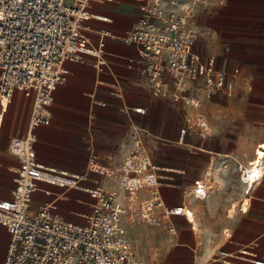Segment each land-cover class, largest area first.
Masks as SVG:
<instances>
[{
  "label": "built area",
  "instance_id": "1",
  "mask_svg": "<svg viewBox=\"0 0 264 264\" xmlns=\"http://www.w3.org/2000/svg\"><path fill=\"white\" fill-rule=\"evenodd\" d=\"M95 1L112 0H0V105L10 104L16 92L33 99L26 135L11 138L7 146L18 168L12 198L0 200V227L9 234L3 264H143L127 236L124 219L143 220L150 226L163 222L160 178L145 144L151 134L138 127L131 133L125 160L109 172L126 194L124 205L118 203L115 194L97 188L90 191L98 200L85 223L67 221L51 206L30 213L39 182L72 188L59 178L75 181L38 163L35 156L36 131L51 122L53 93L66 83L67 61L84 62L92 57L97 59V66L105 65L109 38L135 47L138 57L129 60V66H138L152 95L171 94L175 103L194 108L186 113L181 143L190 131L202 138L209 133L192 85L201 82L207 99L230 92L228 74L216 68L215 58L204 59L193 50L200 37L193 26L194 18L212 0H148V8L134 28L120 36L102 30L94 43L87 34L90 27L86 21L111 22L108 17L90 13ZM209 178L206 175L197 181L192 193L204 194ZM142 190L150 195L148 199H138ZM176 212L167 209L164 216ZM192 217L186 215L196 230ZM167 233L176 235L174 228ZM251 252L239 250L256 258L249 255ZM229 258L231 253L219 250L210 262L227 264ZM190 264L203 263L196 254Z\"/></svg>",
  "mask_w": 264,
  "mask_h": 264
},
{
  "label": "crops",
  "instance_id": "2",
  "mask_svg": "<svg viewBox=\"0 0 264 264\" xmlns=\"http://www.w3.org/2000/svg\"><path fill=\"white\" fill-rule=\"evenodd\" d=\"M147 8L148 0L95 1L91 4L90 13L93 16L108 17L111 22L105 23L96 19L86 21L90 27L87 34L94 43L97 42L102 30L111 31L117 36L123 35L134 28ZM197 28L200 37L193 50L199 52L204 59L215 58L216 68L228 74L230 92L221 93L216 97L230 96L237 85V80L244 81L246 85L249 80L263 78L258 74L264 72V0H212L199 9ZM104 57L106 64L100 67L97 66V59L92 57H86L84 62L67 61L64 65L67 80L63 86L54 90L50 124L41 126L36 131L38 140L35 145V156L38 163L58 173H64L77 182L71 184L72 188L39 182L38 189L32 196L31 204L34 203L30 206V213L34 214L43 207L56 204V213L63 219L73 223H85V217L92 212L93 205L98 200L90 191L97 188L115 195V192L120 190L121 194L116 195L117 201L124 205L126 194L109 172L125 160L131 147V133L138 127L148 130L151 134L145 144L160 178L163 206L159 212L163 222L169 221L167 231L174 228L176 232L175 236L168 234L170 247L173 248L176 241L179 243L178 231L172 219H184L194 240L191 250L194 258L199 254L197 247L199 210L189 208L186 199L195 196V193H192L195 183L202 181L206 175L210 176L206 183L207 196L203 198L198 196L199 199H207L204 201L210 202L214 196L209 185L213 175L209 171L218 172L222 181L220 197L227 198L224 206L229 209L227 214L229 217L237 215L235 207L239 203L242 204L238 212L248 215L249 211L244 213V210L245 208L250 210L252 194L261 184L251 193L249 186L242 181L241 170L245 166L243 158L242 162L239 161L237 154L234 156L231 146H225L222 148L224 150L206 146L211 137L212 127L215 128L213 134H218L214 117L206 119L209 126L206 138L190 131L181 143L180 131L184 126L179 131L174 128L171 131V117L168 113L170 108H173L172 110L182 108L186 113L194 111V108L175 103L171 94L168 97L152 95L147 79L138 66L135 64L129 66V60H136L138 57L135 47L109 38ZM116 86L120 90L115 92L111 87ZM192 86L194 95L201 102L213 101L216 98L207 99L204 96L201 82ZM169 90L173 91L172 86ZM32 106L33 99L26 98L20 92L15 93L10 104L0 105V157L4 152V157L10 161L0 160V172H4L3 174L8 172L11 176L9 181L0 174V187L5 182L13 186L11 196H0V200L12 198L15 189L14 177L18 168L17 159L7 152L8 142L13 137L26 135ZM211 108L212 112L221 110L217 104H212ZM220 136L218 138L221 139L220 144L223 141L229 143L228 145L232 143L227 136ZM171 148H176L180 152L177 160L170 159L168 152ZM234 160L236 167H242L238 170L240 175H236L242 185L235 193L228 190V181L235 167ZM200 164L204 166L203 175L195 172L196 166ZM59 181L64 182V179L59 178ZM183 190L182 202L170 204L168 193ZM149 197L144 190L138 194L139 200ZM256 199L264 202V198ZM87 209L90 211L87 212ZM167 209L177 212L171 216H164ZM186 211L193 213L191 221L196 224V230L192 229L191 223L187 220ZM252 221L259 223L256 219ZM250 223L248 220L246 224L251 225ZM230 231L227 239L232 240L234 238L232 229L224 230V234ZM2 235L6 237L5 256L9 234L5 228L0 227V237ZM244 248H219L209 254L207 262L203 263L201 258L200 261L203 264H222L211 263L210 259L219 250H224L231 253L229 262L238 263L239 260L244 263L243 256L246 255L239 253V250ZM252 252L260 254L254 250ZM237 255L239 259L235 260ZM193 258L184 264H190ZM252 259L254 264H258L255 258ZM229 262L227 264H230Z\"/></svg>",
  "mask_w": 264,
  "mask_h": 264
},
{
  "label": "rangeland",
  "instance_id": "3",
  "mask_svg": "<svg viewBox=\"0 0 264 264\" xmlns=\"http://www.w3.org/2000/svg\"><path fill=\"white\" fill-rule=\"evenodd\" d=\"M198 13L199 11L193 23L196 29H198ZM198 33L200 35L199 31ZM258 76L263 78L249 80L246 82V85L244 81L237 80V85H235L234 91L230 96L216 97L213 101L201 102V104L203 103L201 113L205 117V120L211 116L214 117L218 127V134H213L215 128L212 127L211 137L206 146L215 147L218 150H224L222 148H225V146H231L234 150V156L237 154L238 160L241 162L243 158L244 169H252L257 164L262 166V178L259 179L255 187L261 185L252 194L250 210L246 208L244 210V213L249 211L248 215H242L238 212V208L242 204L239 203L235 207L237 209V215L234 217L227 216L229 209L224 206L227 198L222 197V199L220 197V189L222 187L221 175L212 170L209 173L213 175V180L209 185L212 187L211 191L213 192L214 199L207 202L204 201L207 199L201 200L197 195L186 199L189 208L194 207L199 210L198 224L200 227L197 231V247L199 250L198 256L203 263L208 261L210 253H213L219 248L237 249L243 247L257 251L258 253L260 252V254L251 252L249 255H256V263H264V202L256 199L259 197L264 198V72L259 73ZM111 89L115 92L120 90L117 86L111 87ZM212 104H217L221 110L212 112ZM227 106L228 109H226ZM172 109L170 108V112L168 113V116L171 117L170 130L172 131L174 128L179 131L183 126H186V112L182 108ZM220 135L227 136L229 140H232V143L228 145L229 143L226 144L223 141L220 144L221 139H218L221 137ZM169 145L172 146V143ZM168 155L171 160H177L180 152L176 148H171ZM1 156V161L10 162L4 157V152L1 153ZM234 163V171L228 181V190L229 192L235 193L242 185L236 177V175H240V171L238 170H241L240 168L242 167H236L235 160ZM4 168L1 169L5 170ZM195 172L200 175L205 174L204 166L201 164L196 166ZM3 173L0 172L2 177L10 181V174L8 172L7 174ZM76 182L70 180L65 181L64 179V183L75 184ZM12 189V184L5 182L0 187V196L10 197ZM115 193L118 196L121 194L120 190ZM183 195L184 190L178 193L169 192L167 195L168 201L170 204L176 205L182 202ZM62 198L60 197V199ZM86 211L89 212L90 209ZM252 219L258 220L259 223L253 222ZM81 220L84 221V219ZM248 220H250L251 225L246 224ZM172 222L177 228L179 237V243L176 241L177 243L175 242L173 248L170 247V239L167 233L168 220L162 222L159 226H150L143 220L124 219L127 236L135 247L137 258L143 264H184L193 258L191 250L194 246V240L191 236L188 223L184 219H172ZM227 229H232L234 232V238L232 240L227 239V235L231 231L224 234V230ZM5 243L6 237L2 235L0 237V264H3L4 260L2 259L5 258ZM259 257L261 258L259 259ZM243 258L244 263L239 260H237L238 263H229L254 264L251 257L243 256ZM236 259H239L238 255L235 256Z\"/></svg>",
  "mask_w": 264,
  "mask_h": 264
},
{
  "label": "bare ground",
  "instance_id": "4",
  "mask_svg": "<svg viewBox=\"0 0 264 264\" xmlns=\"http://www.w3.org/2000/svg\"><path fill=\"white\" fill-rule=\"evenodd\" d=\"M241 176H242V181L249 186V190L252 193L256 183L259 181L260 178H262V166L260 164H257L252 169H242ZM195 195L203 198L207 196V191H205L204 194H195ZM49 206L53 208H57L56 204H50ZM186 215L193 216V213L186 211Z\"/></svg>",
  "mask_w": 264,
  "mask_h": 264
}]
</instances>
